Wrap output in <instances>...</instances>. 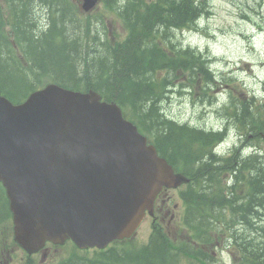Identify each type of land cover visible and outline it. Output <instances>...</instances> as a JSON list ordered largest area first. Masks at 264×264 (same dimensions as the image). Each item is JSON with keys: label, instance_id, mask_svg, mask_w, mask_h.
<instances>
[{"label": "trees", "instance_id": "trees-1", "mask_svg": "<svg viewBox=\"0 0 264 264\" xmlns=\"http://www.w3.org/2000/svg\"><path fill=\"white\" fill-rule=\"evenodd\" d=\"M105 1L118 8L121 0ZM122 1L126 4L115 10L127 30L125 40L114 45L99 40L96 49H89L92 25L89 20L81 29L76 25L79 14L71 0L60 6L55 0H41L49 8L39 0H11L19 27L17 41L24 44L30 65L19 63L0 11V89L18 103L35 88L37 77L47 76L70 89L97 90L106 100L133 110V118L152 137L160 154L190 178L180 194L185 206V239L157 227L141 247L132 242L116 244L93 251L92 256L73 253L59 264H208L211 256L204 247L213 245L218 237H232L235 264H264L262 154L239 160L234 149L235 157H220L213 148L224 140L223 133L179 126L162 114L159 91L170 84V76L178 80L191 75L195 80L201 75L213 81L206 62L196 52L179 51L170 57L157 43L160 34L170 36L171 26L185 27L208 15L206 1ZM44 11H48L47 24L41 17ZM163 70L169 76L162 79L159 73ZM259 161L263 164L257 169Z\"/></svg>", "mask_w": 264, "mask_h": 264}, {"label": "water", "instance_id": "water-1", "mask_svg": "<svg viewBox=\"0 0 264 264\" xmlns=\"http://www.w3.org/2000/svg\"><path fill=\"white\" fill-rule=\"evenodd\" d=\"M121 114L57 86L18 107L0 95V181L30 252L68 237L82 248L129 237L164 185L187 182Z\"/></svg>", "mask_w": 264, "mask_h": 264}, {"label": "rangeland", "instance_id": "rangeland-1", "mask_svg": "<svg viewBox=\"0 0 264 264\" xmlns=\"http://www.w3.org/2000/svg\"><path fill=\"white\" fill-rule=\"evenodd\" d=\"M205 1L207 6H211L208 10L209 14L204 17L207 19L199 23L198 30L187 33L185 40L182 36H179V39L201 50L205 55L210 56L212 61L213 59L216 61L214 70L218 81L210 85L211 88L204 87L206 85L202 82L200 86L193 89L192 94L186 92L181 94L178 90L169 92L166 94L168 98L161 104V109L165 115L179 123L193 125L198 127L197 129L218 130L223 125L221 114L217 110L219 107L217 108L216 104H209L208 96L203 102L204 92L214 97L213 99H229L231 93L241 99L251 98L252 95L258 99L264 98V64H261L264 63V30H260L258 26L260 20H264V1ZM102 7L100 4L96 13L101 12ZM108 30L117 35L122 28L119 24L108 20ZM174 40L178 41L176 38ZM240 140L241 136L237 138L233 133L231 141L225 142L222 149L228 150L234 145H240ZM246 156L248 155L245 154ZM170 197L175 199L171 203L172 207L175 204L179 207L181 201L178 195L173 192ZM239 227L242 231V226ZM176 230L174 226L171 227L172 233ZM151 231V219H148L133 240L139 245L145 244L148 242ZM68 246L69 243L56 250L54 248L48 250L45 258L47 264L58 263L71 249ZM226 254L227 252H222L220 257H223L224 261H230ZM41 257V255L37 256L38 263Z\"/></svg>", "mask_w": 264, "mask_h": 264}, {"label": "flooded vegetation", "instance_id": "flooded-vegetation-1", "mask_svg": "<svg viewBox=\"0 0 264 264\" xmlns=\"http://www.w3.org/2000/svg\"><path fill=\"white\" fill-rule=\"evenodd\" d=\"M4 212L5 210L0 208V257H2L3 252L5 251V243H7V245H13L12 226L10 224V220H6V215L3 216ZM14 252L15 248L12 250V253ZM7 257L8 259L5 260L6 264H20L22 260H27L29 263L32 262L30 261L31 257L26 254L21 257L20 255L14 257L10 252H8ZM0 263H3V261Z\"/></svg>", "mask_w": 264, "mask_h": 264}, {"label": "bare ground", "instance_id": "bare-ground-1", "mask_svg": "<svg viewBox=\"0 0 264 264\" xmlns=\"http://www.w3.org/2000/svg\"><path fill=\"white\" fill-rule=\"evenodd\" d=\"M210 7L208 6V9H209ZM212 132H215V131H212ZM236 149L239 151V152H241L242 150H243V148L242 147H238V146H236ZM250 151H249V156H251L252 154H261V149H260V147H258V146H256V147H253L252 148V150L251 149H249ZM214 153H216V152H214ZM218 156H220L221 157V155L220 154H218V153H216ZM262 164H263V162L262 161H259V162H256V168L257 169H259V168H261V166H262ZM249 176H251V175H249ZM249 178V177H248ZM231 191V190H230ZM232 192V191H231ZM256 222H258V221H256ZM254 223V222H253ZM258 229V228H257ZM259 253V252H258Z\"/></svg>", "mask_w": 264, "mask_h": 264}]
</instances>
